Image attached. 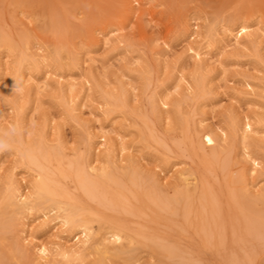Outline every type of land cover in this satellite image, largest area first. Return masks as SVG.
Segmentation results:
<instances>
[{"label": "rangeland", "instance_id": "1", "mask_svg": "<svg viewBox=\"0 0 264 264\" xmlns=\"http://www.w3.org/2000/svg\"><path fill=\"white\" fill-rule=\"evenodd\" d=\"M14 123L0 264H264V0H0Z\"/></svg>", "mask_w": 264, "mask_h": 264}, {"label": "clouds", "instance_id": "2", "mask_svg": "<svg viewBox=\"0 0 264 264\" xmlns=\"http://www.w3.org/2000/svg\"><path fill=\"white\" fill-rule=\"evenodd\" d=\"M17 87L15 84L14 91ZM22 135L23 129L18 123H14L7 130L0 132V154L13 151Z\"/></svg>", "mask_w": 264, "mask_h": 264}, {"label": "bare ground", "instance_id": "3", "mask_svg": "<svg viewBox=\"0 0 264 264\" xmlns=\"http://www.w3.org/2000/svg\"><path fill=\"white\" fill-rule=\"evenodd\" d=\"M34 24V23H33ZM30 28V27H29ZM26 47V46H25ZM28 49V48H27ZM248 126V125H247ZM249 128H251L250 126H249ZM243 130V129H242ZM244 132H246V130L244 129ZM122 143V142H121ZM122 146V145H121ZM120 148V147H119ZM124 151V150H123ZM18 152V151H17ZM247 156V155H246ZM244 157H245V155H244ZM121 159V158H120ZM120 161V160H119ZM96 163V162H95ZM94 164V163H93ZM95 165V164H94ZM99 165V164H98ZM256 165V164H255ZM112 173V172H111ZM107 174H108V172H107ZM35 177V176H34ZM184 178V177H183ZM37 179V178H36ZM187 179H190V177L189 178H187ZM184 180V179H183ZM187 182V181H186ZM192 182V181H191ZM184 184V183H183ZM178 187V186H177ZM26 188V187H25ZM186 188V187H185ZM186 190V189H185ZM188 190V189H187ZM186 190V191H187ZM26 191H27V189H26ZM25 192V191H24ZM188 192V191H187ZM185 195H188V194H185ZM21 198H22V196H21ZM188 198V197H187ZM57 208L58 209H60V210H63V212L65 213V216L63 217V221H64V223L67 225V226H69L71 229H73V228H75V227H77L78 226V222L72 217V215H71V213H70V211H69V208H68V206L67 205H65L64 203H57ZM31 211L33 210V207L31 206L30 208H29ZM174 210V209H173ZM67 213V214H66ZM46 217V216H45ZM88 229V228H87ZM68 232V231H67ZM102 235V234H101ZM78 237V236H77ZM94 238H96V237H94ZM115 238L116 239H121V237L119 236V235H115ZM85 239V238H84ZM91 244V243H90ZM42 246V245H41ZM53 246V245H52ZM139 246V245H138ZM54 247V246H53ZM55 247L57 248V246L55 245ZM53 249V248H52ZM38 251H39V254H41V255H43V256H45L46 254H48V250H47V248L45 247V246H42V247H40L39 249H38ZM53 251H55V250H53ZM105 255H106V253H105Z\"/></svg>", "mask_w": 264, "mask_h": 264}]
</instances>
